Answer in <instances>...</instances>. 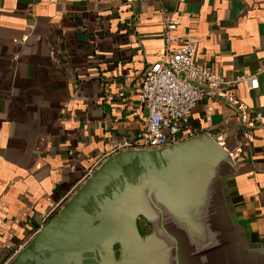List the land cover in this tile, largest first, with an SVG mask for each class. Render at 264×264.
Instances as JSON below:
<instances>
[{"label": "crops", "instance_id": "obj_1", "mask_svg": "<svg viewBox=\"0 0 264 264\" xmlns=\"http://www.w3.org/2000/svg\"><path fill=\"white\" fill-rule=\"evenodd\" d=\"M167 18L212 72L262 70L257 89L205 94L188 120L229 152L218 206L244 263L264 264V0H0V264L144 128L138 91Z\"/></svg>", "mask_w": 264, "mask_h": 264}, {"label": "water", "instance_id": "obj_2", "mask_svg": "<svg viewBox=\"0 0 264 264\" xmlns=\"http://www.w3.org/2000/svg\"><path fill=\"white\" fill-rule=\"evenodd\" d=\"M229 166L206 133L106 156L8 264H245L218 206Z\"/></svg>", "mask_w": 264, "mask_h": 264}, {"label": "built area", "instance_id": "obj_3", "mask_svg": "<svg viewBox=\"0 0 264 264\" xmlns=\"http://www.w3.org/2000/svg\"><path fill=\"white\" fill-rule=\"evenodd\" d=\"M177 26V19L165 20L162 53L143 71L138 102L145 111L144 128L131 137L116 141L99 161L121 150L155 149L192 137L197 130L189 124V114L203 95H212L234 83H241L248 90L258 88L257 74L262 71L260 69L229 80L197 63L194 60L195 37L189 32L176 35ZM256 116L260 117V114ZM61 203L39 214L38 229L61 207ZM30 238L19 244L15 252Z\"/></svg>", "mask_w": 264, "mask_h": 264}, {"label": "rangeland", "instance_id": "obj_4", "mask_svg": "<svg viewBox=\"0 0 264 264\" xmlns=\"http://www.w3.org/2000/svg\"><path fill=\"white\" fill-rule=\"evenodd\" d=\"M145 228H147V227H145Z\"/></svg>", "mask_w": 264, "mask_h": 264}]
</instances>
